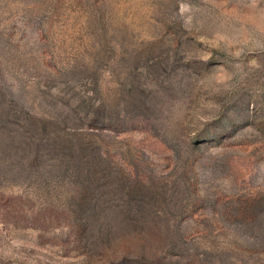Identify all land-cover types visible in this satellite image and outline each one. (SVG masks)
I'll use <instances>...</instances> for the list:
<instances>
[{
  "label": "rangeland",
  "instance_id": "374dc122",
  "mask_svg": "<svg viewBox=\"0 0 264 264\" xmlns=\"http://www.w3.org/2000/svg\"><path fill=\"white\" fill-rule=\"evenodd\" d=\"M0 264H264V0H0Z\"/></svg>",
  "mask_w": 264,
  "mask_h": 264
}]
</instances>
